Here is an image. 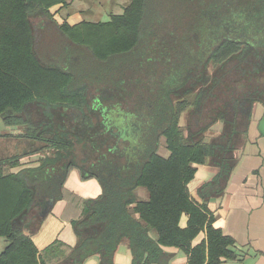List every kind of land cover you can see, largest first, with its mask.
I'll list each match as a JSON object with an SVG mask.
<instances>
[{
  "label": "trees",
  "instance_id": "16d2710c",
  "mask_svg": "<svg viewBox=\"0 0 264 264\" xmlns=\"http://www.w3.org/2000/svg\"><path fill=\"white\" fill-rule=\"evenodd\" d=\"M71 1L0 0V118L5 126L19 128L21 133L10 137L30 150L0 161V238L8 244L0 264H85L93 258L115 264L122 247L132 264H170L169 249L184 253L188 264L236 260L235 242L215 228L209 204L225 196L249 141L254 108L264 107V46L259 43L264 0H221L224 8L212 13L198 4L202 16L194 34L166 43L161 51L155 91L146 88L154 72L149 71L136 81L138 101L123 110L118 102L102 104L123 97V79H115L113 93L109 87L96 89L98 96L89 98L84 82L92 80L90 73L79 86L74 70L47 62L35 49L33 20L50 22V10ZM158 3L129 0L107 23L57 28L91 52L107 75L99 82H107L113 71L127 67L123 58L136 63L131 57L140 47L160 48L159 24L166 11L157 9ZM208 14L213 29L206 24ZM149 61L155 65L157 60ZM113 110L131 116L137 131L119 133L107 117ZM162 141L167 157L159 154ZM34 156L37 167L4 173ZM203 166L212 176L197 188V201L189 185ZM74 170L82 181L96 180L102 195L80 200L69 194L65 183ZM66 199L81 201L72 222L76 245L56 242L40 255L31 236L50 203ZM183 216L188 217L185 228ZM201 234L205 239L194 246Z\"/></svg>",
  "mask_w": 264,
  "mask_h": 264
},
{
  "label": "crops",
  "instance_id": "0c3cea01",
  "mask_svg": "<svg viewBox=\"0 0 264 264\" xmlns=\"http://www.w3.org/2000/svg\"><path fill=\"white\" fill-rule=\"evenodd\" d=\"M99 1L96 0V2ZM79 2L93 3L95 1L72 0L66 8L56 6L50 10L53 20L58 22L56 16L60 20L57 23L58 27L64 23L73 27L85 21V16L81 11L76 10L69 14L67 12L72 5H77ZM20 133L19 128L5 126L0 118V136H2L0 137V161H10L25 151H30L26 143L10 137V135ZM248 140L244 154L230 179L225 196L209 204V209L215 219V228L220 229L223 235L232 238L235 242L232 250L236 255V260L222 261L221 264H264V107L261 104H256L254 108L252 123L248 130ZM37 160V156L26 158L22 160V166L5 168L4 173L6 175L17 174L21 170L37 167ZM211 176L207 167L203 166L198 169L194 181L189 185L190 193L195 200L199 201L196 194L197 188L208 181ZM65 189L80 200H94L102 195V189L96 180L82 181L76 170L69 175ZM138 197L146 201L143 191H139ZM79 202L81 201H77V205ZM77 205L72 200H61L56 202L46 215L44 214L45 220L41 228L31 236L40 255H43L45 250L56 242L66 247H75L77 238L72 222L81 212ZM187 222L188 217L183 216L180 226L185 228ZM203 239L205 235L201 234L193 245H198ZM7 246L5 239L0 238V254ZM167 251L172 256L170 264H188L184 253L176 249ZM64 262L63 260L56 264ZM99 263L98 258H93L85 264ZM115 264H132L131 254L125 247L119 250Z\"/></svg>",
  "mask_w": 264,
  "mask_h": 264
},
{
  "label": "rangeland",
  "instance_id": "374dc122",
  "mask_svg": "<svg viewBox=\"0 0 264 264\" xmlns=\"http://www.w3.org/2000/svg\"><path fill=\"white\" fill-rule=\"evenodd\" d=\"M128 1L129 0H101L96 2V0H91L93 3L79 2L77 5H72L67 12L69 14L70 12L76 10L81 11L85 16V21L83 23H107L110 21L112 15H121L123 13L124 8L129 4ZM158 4L157 9L159 8L160 11H166L163 13L164 17L160 19L159 24L160 29L158 33L160 34V48L158 50L151 51L149 49H145L144 47H140V49L131 57V60H134V62L136 61V63H132L130 65L131 62H128L129 58H123V64L127 67L124 69L118 68V76L117 72L113 71L110 76H108V79L110 80L107 82L102 80L99 82L98 78L102 75L103 79L105 73L103 71L101 72L103 67L100 66L101 64L96 62L91 52L86 48L75 46L60 33L57 28V23L60 22V20L58 16H56V12L55 16L57 17L58 22L56 20H51L50 22L33 20L36 40L35 49L39 56H42L47 62L59 66H63L64 64V68L68 69V71L74 70L73 72L76 73L77 83L79 86L81 85L79 81L85 76L84 73H90L91 76L89 77L92 79V82H84L87 84L85 86L88 87L89 98L98 96L96 91L102 90V88H106L103 90H108L107 87H109L113 93L116 88L113 86L115 85V79L117 77L118 79H123L122 82L124 83L121 86L124 91L121 92L123 97L118 95L113 100L109 99V101L102 102L103 107L113 105L118 102L120 103V108L123 110L127 104H132L138 101L137 95L140 88L137 87H140L141 85H137L136 81L139 78H143L149 71L154 72L148 74L149 76L147 78L150 79L151 77V79L150 81L147 79L146 88H150L151 90L153 89L152 91H155V85L158 82L163 66L160 64V62L163 61V52L161 51L165 48L166 43H170L172 40L179 43L189 37L190 34H194L197 17L199 16V18H201L202 16L200 13L202 8H199L198 4L204 7L205 10H210V13H212V11L214 12L219 10L220 7L224 8V6H221V0H159ZM206 17V24H210L211 29H213L214 24L211 15L208 14ZM161 26H164L163 30ZM152 58H154L155 61L157 60L155 63L156 66L153 62L149 61V59ZM128 65L131 67L130 69L128 68ZM152 66L156 67V69L152 68ZM173 74L174 71H172L170 75ZM105 77H107V75ZM142 91L143 94H149L148 91ZM149 95L153 96L152 94ZM92 101L94 100L92 99ZM99 109L101 108L99 107ZM112 112L114 113V110ZM112 115L114 114H110L109 116L112 117ZM159 154L165 157L169 155L165 149L163 141L159 149Z\"/></svg>",
  "mask_w": 264,
  "mask_h": 264
},
{
  "label": "flooded vegetation",
  "instance_id": "af4514ba",
  "mask_svg": "<svg viewBox=\"0 0 264 264\" xmlns=\"http://www.w3.org/2000/svg\"><path fill=\"white\" fill-rule=\"evenodd\" d=\"M263 43L264 46V38L259 40V43ZM258 43V44H259ZM111 114H114L111 116L108 115V120L111 121L112 125L119 130V133L122 132V134H130L132 132H136L137 130L134 129V126L136 125L132 119L131 116H128L127 114H123L122 112H112Z\"/></svg>",
  "mask_w": 264,
  "mask_h": 264
},
{
  "label": "water",
  "instance_id": "95a60500",
  "mask_svg": "<svg viewBox=\"0 0 264 264\" xmlns=\"http://www.w3.org/2000/svg\"><path fill=\"white\" fill-rule=\"evenodd\" d=\"M53 203H54V202L52 201V202L50 203V205L53 206V205H54Z\"/></svg>",
  "mask_w": 264,
  "mask_h": 264
}]
</instances>
